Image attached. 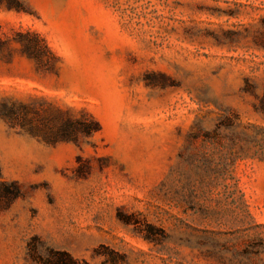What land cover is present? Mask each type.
Listing matches in <instances>:
<instances>
[{
	"label": "rangeland",
	"instance_id": "1",
	"mask_svg": "<svg viewBox=\"0 0 264 264\" xmlns=\"http://www.w3.org/2000/svg\"><path fill=\"white\" fill-rule=\"evenodd\" d=\"M57 111L101 131L36 137ZM0 168V264H240L264 239V0H0Z\"/></svg>",
	"mask_w": 264,
	"mask_h": 264
},
{
	"label": "trees",
	"instance_id": "2",
	"mask_svg": "<svg viewBox=\"0 0 264 264\" xmlns=\"http://www.w3.org/2000/svg\"><path fill=\"white\" fill-rule=\"evenodd\" d=\"M20 39V42L26 43L23 50L24 53L36 63L37 69L42 71L47 70L49 68L50 61L54 58V55L48 47L46 41L36 33H28ZM64 116L65 115L62 112L57 111L56 116L51 121V126H49L46 122L44 128H42V131L47 132H42L38 129L35 133L36 137H40L50 144L58 142H71L76 145H80L82 143H89L93 136L101 131L99 123L92 115L85 111L80 112V117L69 115V117L65 118ZM223 123L224 121H221L213 131L204 130L202 127L199 131L206 137V139L215 140L221 137L223 128L231 127L230 124L226 125ZM234 155L235 162L238 159L248 157V154L244 153H236ZM20 197V186L16 182L4 179L0 168V212L11 208V206ZM242 199L243 196H241V201L247 217L251 221H254L252 215L248 211V206ZM238 256L241 258L240 264H256L258 261L264 264L263 258L261 260V257L264 256V239L254 237L246 243V247L241 253H239Z\"/></svg>",
	"mask_w": 264,
	"mask_h": 264
}]
</instances>
